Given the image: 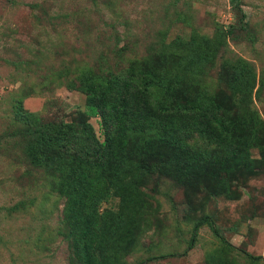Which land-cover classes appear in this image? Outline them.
Masks as SVG:
<instances>
[{
    "label": "rangeland",
    "instance_id": "obj_1",
    "mask_svg": "<svg viewBox=\"0 0 264 264\" xmlns=\"http://www.w3.org/2000/svg\"><path fill=\"white\" fill-rule=\"evenodd\" d=\"M239 3L236 9L232 0H0V264H84L68 239L65 199L50 172L30 171L24 143L10 136L23 124L19 101L41 121L71 120L85 108L86 95L68 85L82 69L115 74L180 39L215 36L232 25L243 29L204 67L205 79L222 86L218 70L239 56L255 65L257 89L264 77V0ZM251 107L264 119V88L254 92ZM91 123L102 137L98 118ZM194 142L207 144L201 136ZM241 167L220 187L208 177L183 184L149 175L141 231L120 264H249L245 252L264 255V161ZM119 203L113 195L103 207L116 210ZM204 215L235 249L208 224L189 247Z\"/></svg>",
    "mask_w": 264,
    "mask_h": 264
},
{
    "label": "trees",
    "instance_id": "obj_2",
    "mask_svg": "<svg viewBox=\"0 0 264 264\" xmlns=\"http://www.w3.org/2000/svg\"><path fill=\"white\" fill-rule=\"evenodd\" d=\"M232 1L239 8V0ZM238 29L243 27L180 39L115 74L82 69L68 85L86 95L85 108L71 120L41 121L22 99L17 104L23 124L10 136L24 143L30 171L50 172L54 190L65 199L68 239L84 264H120L129 254L141 231L149 175H170L183 184L208 177L220 187L241 166L263 163L264 119L251 105L264 77L256 89L255 65L239 56L218 70L222 86L210 84L203 73ZM92 118H98L102 137ZM196 136L207 144H196ZM113 195L118 209L103 207ZM203 224L235 249L209 215L197 219L189 247ZM245 255L249 264L264 259Z\"/></svg>",
    "mask_w": 264,
    "mask_h": 264
}]
</instances>
